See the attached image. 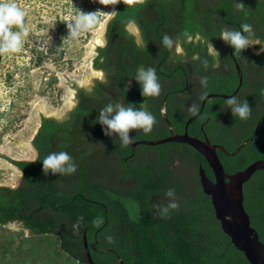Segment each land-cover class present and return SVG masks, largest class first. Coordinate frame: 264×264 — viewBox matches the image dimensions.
<instances>
[{
  "label": "trees",
  "instance_id": "trees-1",
  "mask_svg": "<svg viewBox=\"0 0 264 264\" xmlns=\"http://www.w3.org/2000/svg\"><path fill=\"white\" fill-rule=\"evenodd\" d=\"M237 2L244 7L237 8ZM129 20L136 21L146 47H137L125 31ZM244 23L252 25L251 38L260 40L256 48L264 51V0H131L118 4L107 23V46L98 48L99 55L93 60V69L103 70L107 82L96 80L92 93L75 85L77 103L66 119H41L32 140L39 160L12 162L22 173L21 183L15 189L0 186V228L19 223L33 239L55 238L58 250L77 264H87L84 234L94 264H119L114 253L123 264H248L221 230L210 198L201 189L198 166L211 180L213 176L200 154L175 143L122 146L118 134L105 135L102 126L93 123L108 103L140 107L145 102L156 123L148 134L132 130L133 143L159 140L170 135L161 114L165 100L166 117L175 133L182 134L187 121L196 117L187 127L188 135L200 140L207 137L224 148L228 155L217 154L226 174L263 160L264 52L255 55L248 48L237 54L219 38L225 26L240 30ZM184 33L193 39L187 40ZM165 34L179 38L183 54L163 46ZM197 34L204 39L196 40ZM235 62L243 77L235 96L252 108L248 119L234 117L227 99L221 98L206 101L197 116L207 95L235 92ZM141 66L156 68L161 84L158 97L141 95L134 78ZM205 77L207 86L201 83ZM59 151L71 155L77 171L45 176L43 159ZM169 188L175 189L179 207L161 218L155 206L167 205ZM244 207L264 245V171L256 172L245 184ZM97 218L103 223H94ZM8 240L0 241V259L15 253L16 247ZM25 258L23 262H30Z\"/></svg>",
  "mask_w": 264,
  "mask_h": 264
},
{
  "label": "rangeland",
  "instance_id": "rangeland-1",
  "mask_svg": "<svg viewBox=\"0 0 264 264\" xmlns=\"http://www.w3.org/2000/svg\"><path fill=\"white\" fill-rule=\"evenodd\" d=\"M15 2L26 12L25 23L30 33L20 52L0 53V144L8 132L19 129L28 119V102L34 96L44 99L54 110L61 109L63 92L53 70L78 75L81 70L75 64L84 58V49L92 38L89 31L82 32L76 39H66L67 25L74 22L80 12L95 13L98 21L95 28H98V23L105 20L112 9V0ZM14 176L13 170L0 168V182ZM5 239H9L16 250L0 259L14 261L4 264H17L15 261L18 264H77L58 250L57 240L50 236L33 239L30 234L26 237L21 231L1 227L0 241ZM17 248L21 250L17 251ZM27 256L30 262H23Z\"/></svg>",
  "mask_w": 264,
  "mask_h": 264
},
{
  "label": "water",
  "instance_id": "water-1",
  "mask_svg": "<svg viewBox=\"0 0 264 264\" xmlns=\"http://www.w3.org/2000/svg\"><path fill=\"white\" fill-rule=\"evenodd\" d=\"M128 2H130V0H112L111 13L105 20L98 23V28L91 30L90 33L92 34V38L84 49L85 56L81 62L75 64V67L81 70L78 75L70 74L66 70L63 73H59L51 69L55 72L58 85L62 88L63 106L61 109L54 110L48 107L44 99L34 96V99L28 102V119L19 129L8 132L5 135L0 144V168L13 170L15 176L9 181L0 182L1 187L15 189L20 185L22 174L12 162L32 161V140L38 131L41 119L52 118L57 121L66 119L67 115L77 103L74 86L77 85L79 88L86 90V88L82 87V82L84 80L90 79L93 82L99 80L93 75V72L95 71L93 69V60L96 57V50L102 47V40L100 39L102 30L105 29L108 21L114 16L115 7L118 4ZM103 39H105V33H103ZM215 51L217 52V50ZM249 52L255 55L261 53L260 49L256 48V45L249 47ZM44 65L49 67V64L44 63ZM235 70L238 78V87L235 92L232 95H207L202 101L201 110L197 116L202 112L206 101L209 99H227L229 96L237 94L242 86L243 77L241 69L236 62ZM161 114L166 122L170 135L159 140L138 141L131 143L130 145L132 147H156L169 143L184 144L200 154L211 170L213 180L206 175L204 168L199 165L197 172L199 184L203 193L210 198L215 219L219 222L221 230L230 239L231 244L235 249L243 254L248 264H264V245L260 242L258 233L251 227L248 213L244 207V186L256 172L264 171V159L255 161L244 170L238 171L234 174H226L217 154V151H220L228 155L224 148L220 145L211 144L206 137L203 140H200L188 135L187 127L196 117L187 121L182 134H177L166 117L165 100L162 103ZM129 135L132 137V131H130ZM3 228L12 231H21L25 233L26 237H29L30 234V232L24 230L19 223H11ZM83 247L87 264H94L89 252L85 234L83 235ZM114 254L117 257L119 264H123L121 258L116 253Z\"/></svg>",
  "mask_w": 264,
  "mask_h": 264
},
{
  "label": "clouds",
  "instance_id": "clouds-1",
  "mask_svg": "<svg viewBox=\"0 0 264 264\" xmlns=\"http://www.w3.org/2000/svg\"><path fill=\"white\" fill-rule=\"evenodd\" d=\"M236 6L237 8L244 7L242 2H237ZM25 17V10L19 6L15 0H0V53H18L21 51L24 41L30 33V28L25 23ZM97 22L95 13L80 12V15L75 17L74 22L67 25L68 37L66 39H76L82 32L93 30ZM106 31L107 26L102 30V35L100 37L102 40V47L107 46L108 43L106 39H103V33H106ZM125 31L134 37V42L137 47H146L140 28L135 20H129L127 22ZM252 32L253 27L248 23L241 24L240 30H233L225 26L224 30L220 33L219 38L226 44L230 45L232 49H234V53L241 54L243 50L261 44L260 40H253L251 38ZM184 36L189 41L193 39L188 33H184ZM195 39L202 40L204 38L197 34ZM207 43L211 51L218 57L219 53L214 50V47L209 41ZM162 44L165 48L174 50L177 54L184 53L179 38H173L172 36L165 34L162 39ZM95 54L99 55V53ZM193 59H198V56H194ZM100 62L103 63V57L100 58ZM203 64L207 67L208 61L204 60ZM215 66L218 67V63ZM93 75L99 79L100 82H107L103 70H95ZM134 78L138 82L141 89V95L144 98L158 97L160 95L161 84L159 82L156 68H145L141 66L137 69ZM201 83L207 86V78H202ZM82 87L86 88L89 93H92L95 88V83L90 79H86L82 82ZM226 105L231 109L232 115L241 120L248 119L252 111V108L247 101H241L235 95L227 98ZM93 123H99L102 126L105 135L111 136L114 133L118 134L122 146H128L134 140V137H130L129 135L130 131L142 130L144 134H148L152 131L153 126L156 123V118L152 112L147 109L145 102L141 104L140 107L132 105L125 106L121 103H108L100 110L98 120ZM39 158L40 155L38 149L32 147V162L38 161ZM42 169L45 176L49 173L52 175H70L77 171V165L67 151L50 152L42 161ZM165 195L168 198L167 205L155 206L159 209V215L161 218L167 217L170 209H177L179 207L176 201V192L174 188H169ZM80 220L82 221L83 217H81ZM94 223H103V221L100 218H97Z\"/></svg>",
  "mask_w": 264,
  "mask_h": 264
},
{
  "label": "flooded vegetation",
  "instance_id": "flooded-vegetation-1",
  "mask_svg": "<svg viewBox=\"0 0 264 264\" xmlns=\"http://www.w3.org/2000/svg\"><path fill=\"white\" fill-rule=\"evenodd\" d=\"M205 98V97H204ZM201 104H202V102H201ZM205 106V105H204ZM204 109V108H203ZM200 110H201V105H200ZM205 138V137H204ZM207 138V137H206ZM208 139V138H207ZM136 142H138V141H136ZM210 142V141H209ZM133 143V142H132ZM135 143V142H134ZM211 143V142H210ZM212 144V143H211ZM213 145H216V144H213ZM221 146V145H220ZM137 147V146H136ZM88 248H89V246H88ZM92 248L93 249H95L96 248V245L94 244V245H92Z\"/></svg>",
  "mask_w": 264,
  "mask_h": 264
}]
</instances>
